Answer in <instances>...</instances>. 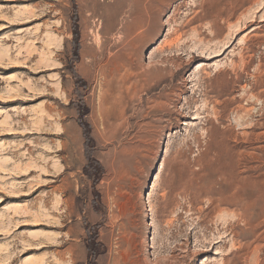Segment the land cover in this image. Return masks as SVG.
<instances>
[{"label": "rangeland", "instance_id": "rangeland-1", "mask_svg": "<svg viewBox=\"0 0 264 264\" xmlns=\"http://www.w3.org/2000/svg\"><path fill=\"white\" fill-rule=\"evenodd\" d=\"M235 4L0 0V264H264V0Z\"/></svg>", "mask_w": 264, "mask_h": 264}, {"label": "bare ground", "instance_id": "bare-ground-1", "mask_svg": "<svg viewBox=\"0 0 264 264\" xmlns=\"http://www.w3.org/2000/svg\"><path fill=\"white\" fill-rule=\"evenodd\" d=\"M229 2H230V6H231V8H236V4H235V0H228ZM114 2V1H113ZM119 2H115V6H114V9L115 8H119ZM219 4H220V1L219 2H216L215 3V5H214V9L217 7V11H216V15L217 16H219V17H221V18H223L224 16H225V14H226V12H228V11H226V9L225 8H222V7H220L219 6ZM234 10V9H233ZM213 12H214V10H211L210 11V14H213ZM233 12V11H232ZM232 12H231V14H232ZM231 16V15H230ZM227 17H229V15L227 16ZM216 55H218V53L217 54H215V55H212V56H216ZM42 92V91H41ZM8 96V95H7ZM9 96H11V95H9ZM32 96H33V94H32ZM3 98V97H2ZM6 99H8V98H6ZM18 100V97L16 98V97H14V98H12L11 97V99H8L7 100V102H14V101H17ZM5 103V102H4ZM8 128H11V127H8ZM7 128V129H8ZM12 129V128H11ZM11 129H10V131H11ZM13 131V130H12ZM28 131V133L29 134H32V133H30V131L29 130H27ZM25 169H27V168H25ZM26 193V192H25ZM22 194V193H21ZM27 194V193H26ZM19 195V194H18ZM22 196H24V194L23 195H20V196H17V198H20V197H22Z\"/></svg>", "mask_w": 264, "mask_h": 264}]
</instances>
